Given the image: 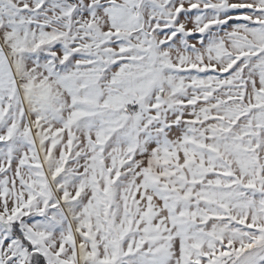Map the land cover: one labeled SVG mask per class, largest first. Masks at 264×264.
Listing matches in <instances>:
<instances>
[{"label": "snow or ice", "instance_id": "obj_1", "mask_svg": "<svg viewBox=\"0 0 264 264\" xmlns=\"http://www.w3.org/2000/svg\"><path fill=\"white\" fill-rule=\"evenodd\" d=\"M0 264H264V0H0Z\"/></svg>", "mask_w": 264, "mask_h": 264}]
</instances>
